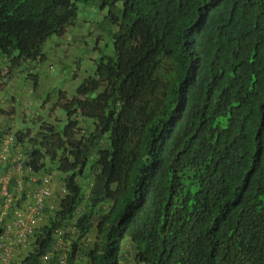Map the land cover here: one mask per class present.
<instances>
[{
  "label": "trees",
  "instance_id": "16d2710c",
  "mask_svg": "<svg viewBox=\"0 0 264 264\" xmlns=\"http://www.w3.org/2000/svg\"><path fill=\"white\" fill-rule=\"evenodd\" d=\"M80 4L107 10L114 46L72 99L59 91L62 129L40 120L32 167L65 160L69 195L17 264H39L81 206L86 230L101 202L113 209L91 264H264V52L253 49L264 0H0V65H43L45 44L77 22ZM79 176L93 180L89 193Z\"/></svg>",
  "mask_w": 264,
  "mask_h": 264
},
{
  "label": "clouds",
  "instance_id": "9594fccd",
  "mask_svg": "<svg viewBox=\"0 0 264 264\" xmlns=\"http://www.w3.org/2000/svg\"><path fill=\"white\" fill-rule=\"evenodd\" d=\"M76 23L67 28L66 34L63 37H57V42H49L48 46L57 48L59 43L62 44L63 41H67V39H76L75 48L77 54L78 52H81L82 41L81 39L75 38L77 35L75 31H78ZM263 36L264 29L260 28V40H258V42L253 46V49L256 52H264L261 50V47L264 49V40H262ZM162 37L165 38L169 44L174 41L164 34ZM156 48L159 54L163 51L161 41H156ZM68 50V54L73 51L72 48H69ZM93 52H98L99 54L100 51L95 48ZM53 53L58 55V52ZM60 56L63 58V54ZM86 59L88 61V54H86ZM96 61L97 59H95V55H93V58L89 61L90 63L86 67L87 69H84L81 65L77 66V69L74 72L75 78L73 80L65 81L64 85H62L64 89L68 90V94L83 81L79 78L85 79L87 76L91 75ZM9 67L10 65H8V67L0 65V107L4 108V113L0 114V194L3 188L6 187L8 194L12 195V201L14 200L11 211L19 209L22 212H27L29 207H33V196L35 195V190L40 185H44L45 179H48V184L46 186L50 191V196L44 200V206L41 212L34 215V232L29 237L27 245L20 248L18 251H15L12 256L11 264H17L26 260L30 253L34 252V250L38 248L37 232L43 225L48 223V215L46 214L47 209L51 211L60 210L62 204L61 200L63 201V199L69 195V188L67 183L63 181L64 176L62 175V172H60V167L63 164L66 165L65 160L60 159L59 157L55 159L53 156H48L44 160L46 168L35 170L32 167V150L35 147H39L37 141H39V135L42 132H40L42 125L40 121L41 119H39L40 122L38 125H34L33 128H30L28 126L27 118L22 115L18 116L17 110L12 107L20 101L18 94L16 92H12L7 93L6 97L1 96V92L5 88L8 90L10 84H17L19 82L18 80H20V83L16 87L23 85V87L30 90L33 84L34 88L38 89L39 84L41 83H55V80H60L63 73L61 72L55 77H47L44 80L41 79V76L35 75L32 79L27 80L32 82L28 85L26 80L22 81V78L27 77V74L21 73L19 70H15L18 72L17 74H14L15 71L11 74L9 72ZM44 73L46 74L47 71H44ZM59 93L60 92H58V94ZM58 94L48 100V104L53 105L50 110L51 116H55L54 122L49 124H53L60 131L62 129L61 123L65 117L57 105L59 99ZM72 96L69 94L67 97L70 100L72 99ZM5 102L11 103L12 106L9 108L4 107L3 103ZM263 114L264 108L259 109V125L261 124ZM79 128H81V130L77 131L78 139L81 138V134L84 132L85 124L81 123ZM42 153L47 154L48 152L43 151ZM37 158H39V156ZM90 182H93V180H86L83 176H79L77 178L78 185L83 186L85 192L87 193L90 192L93 186ZM112 209L113 205L108 202H101L97 204L94 208H92V211H94L93 214L91 211L89 212V215H92L90 219H87L85 230L84 223H79V220L88 209L85 208V206L79 207L68 223H64V220L62 222L64 224L55 230L54 239H56L57 243L59 241L57 234L62 232L60 238L61 245L57 248L56 255L50 259L48 264H62L60 261L61 256H65V264H69V253L73 248L77 251L76 264H91L88 254L93 250H99L97 249V246H99L104 234V230L100 228V223L102 222V218L104 219L106 215L112 211ZM121 235L122 231L118 228L114 232V236L116 239H119ZM54 246L55 245L53 244L50 251L41 255L39 264H43V256L53 251Z\"/></svg>",
  "mask_w": 264,
  "mask_h": 264
},
{
  "label": "rangeland",
  "instance_id": "374dc122",
  "mask_svg": "<svg viewBox=\"0 0 264 264\" xmlns=\"http://www.w3.org/2000/svg\"><path fill=\"white\" fill-rule=\"evenodd\" d=\"M106 15L107 10L100 12L92 5L86 6L80 4L76 27L79 31V35H83L81 52H78L77 54L75 48L76 39H67V41H63L62 44L59 43L57 48L48 46L49 42L58 41L57 37H52L44 46L47 61L43 65L28 62L23 63V66L19 68V71L27 68L28 71L41 76V79L44 80L47 77H55L59 75L63 71L62 65L64 64L67 66V69L63 71L62 78L58 81L55 80V83H41L39 84L38 89H35L32 84L30 90L23 87V85L16 87L20 83V80H18L19 82L17 84H10L8 90L5 88L1 92V96L6 97L7 93L16 92L20 101L14 106H12L11 103L5 102L3 103L4 107H14L18 112V116L22 115L27 118L28 126L30 128H33L34 125H38L39 119L47 123L54 122L55 116L52 117L50 113L53 105H49L48 100L56 96L60 90L64 89L62 85H64L65 81L73 80L75 78L74 72L76 71L77 66L81 65L84 69H87L86 67L90 63L89 61L93 58V55H95V59H97L100 57L101 52H110L113 50L114 37L112 35V29L114 26L113 24L111 25L108 23ZM96 30L100 31V33L96 32ZM98 37H101L99 54L98 52H93L97 46L96 40ZM69 48H72L73 51L68 54ZM53 52H58V55ZM61 54H63V58H61ZM86 54H88V61L86 59ZM44 71H47V73L45 74ZM17 73V71L14 72V74ZM79 79L83 80V78ZM22 81H25V79L22 78ZM27 83L29 85L32 82L27 81ZM76 88L69 92L71 96L76 92ZM61 124L63 127L65 124V118Z\"/></svg>",
  "mask_w": 264,
  "mask_h": 264
},
{
  "label": "built area",
  "instance_id": "2783aa9c",
  "mask_svg": "<svg viewBox=\"0 0 264 264\" xmlns=\"http://www.w3.org/2000/svg\"><path fill=\"white\" fill-rule=\"evenodd\" d=\"M47 184L48 179H45L44 185L35 190L33 207H29L27 212L19 209L11 211L14 200L12 201V195L8 194L6 187L3 188L0 194V264H11L15 251L27 245L34 232V215L41 212L44 200L50 196ZM61 235L62 232L57 234L59 241L53 251L43 256V264H48L56 255V250L61 245ZM60 261L65 264V256H61Z\"/></svg>",
  "mask_w": 264,
  "mask_h": 264
},
{
  "label": "crops",
  "instance_id": "0c3cea01",
  "mask_svg": "<svg viewBox=\"0 0 264 264\" xmlns=\"http://www.w3.org/2000/svg\"><path fill=\"white\" fill-rule=\"evenodd\" d=\"M0 108H1V107H0ZM2 113H4V111H3V112L0 111V114H2Z\"/></svg>",
  "mask_w": 264,
  "mask_h": 264
}]
</instances>
